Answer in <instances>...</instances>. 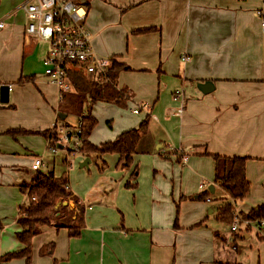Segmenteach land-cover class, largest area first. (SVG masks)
I'll return each instance as SVG.
<instances>
[{"label": "crops", "instance_id": "crops-1", "mask_svg": "<svg viewBox=\"0 0 264 264\" xmlns=\"http://www.w3.org/2000/svg\"><path fill=\"white\" fill-rule=\"evenodd\" d=\"M16 1L0 17L7 26L0 32V85L11 86L9 102L0 104V257L24 248L15 237L21 231L16 222L19 208L27 202L20 186L31 182L32 161L43 159L47 145L40 136L12 139L4 133L44 131L59 122L58 91L44 75L46 45L25 36V19ZM91 3L113 19L94 17L93 23L86 22L95 54L94 42L98 52L130 69L118 75L117 89L131 96L125 104H94L97 125L91 135L98 128V105L123 111L149 102L153 115L147 112L139 124L147 117L148 125L152 121L161 126L169 140L162 144L147 126L149 144L143 140L142 152L133 155V165L117 182L90 184L77 192L68 186L84 208V227L78 237H69L68 227L77 213L67 203L68 219L56 220V215L52 221L65 227L42 226L32 238L31 264H264L258 249L254 253L247 250L250 246L238 245L239 240L248 242L251 234L218 231L206 223L207 215L218 223L217 210L227 203L214 183V155L246 159L250 192L236 203L237 210L247 214L264 205V34L257 16V11H264V0H85L81 4ZM205 82L213 85L207 94L198 89ZM177 89L183 94L181 100L173 98ZM158 104L161 110L156 113ZM133 110L131 115L142 113ZM103 122L111 141L136 129L135 123L127 124L119 116L115 124L105 117ZM146 155L152 156V169L140 168L137 180H130L135 161ZM184 155L187 164L181 166ZM114 161L117 164V155ZM44 169L50 170L48 164ZM183 173L193 175L194 185L200 179L196 189H182L177 176ZM108 176L107 170L102 177ZM129 180L136 186L126 190ZM200 184L208 191L213 188L210 201L198 199L205 192L199 190Z\"/></svg>", "mask_w": 264, "mask_h": 264}, {"label": "trees", "instance_id": "trees-1", "mask_svg": "<svg viewBox=\"0 0 264 264\" xmlns=\"http://www.w3.org/2000/svg\"><path fill=\"white\" fill-rule=\"evenodd\" d=\"M137 31L136 33H142ZM130 69L115 58H110V62L104 73L88 74L78 64H73L66 71L67 79L71 86V91L62 95L59 100L58 113L68 116H77L81 131V154L85 158H95L101 160L104 155H117V167L121 169L130 168L133 164V155L136 154L137 146L143 136L147 134L148 118L146 117L136 129L122 132L113 141L104 142L97 146L89 142V137L97 125L96 119L92 115L93 105L97 102L125 104L131 98L130 93L125 89H117L118 75ZM59 125L70 127L65 120L59 121ZM47 129L44 131H27L24 129H12L4 134L12 139L19 136H40L49 145H54L57 139V131ZM53 166L58 158L61 170L55 173L53 169L37 171L34 173L30 185L23 183L20 192L26 195L27 202L19 208L17 225L21 229L15 234L17 241L24 247L17 253H7L0 257V262L6 264L14 259H24L25 264H31V241L39 233L42 226L54 224L56 228L65 227L64 223L57 221L53 223V217L58 215L56 220L68 219L69 214L66 207L59 205L68 198H73L68 188V178L64 168V156H52ZM215 163L214 183L225 196L227 203L217 210V221L230 226L232 223L233 203L241 202L248 197L250 184L245 178V158H226L217 155L212 156ZM101 169L104 162L101 161ZM137 167L134 168L130 180H136ZM126 182L125 188L132 189L136 183ZM210 191H205L198 196L201 201L209 198ZM77 205V217L74 225L68 227L69 237H78L84 227V208ZM178 211V207L176 206ZM245 218L251 220L264 219V205H260L245 214ZM174 228H178L176 221Z\"/></svg>", "mask_w": 264, "mask_h": 264}, {"label": "built area", "instance_id": "built-area-1", "mask_svg": "<svg viewBox=\"0 0 264 264\" xmlns=\"http://www.w3.org/2000/svg\"><path fill=\"white\" fill-rule=\"evenodd\" d=\"M17 10L21 11L25 19L24 33L26 37H33L39 43L45 44V57L43 60L44 75L56 87L59 99L62 95L71 91L66 71L73 64H78L88 74H102L109 65L110 59H101L95 54L92 33L89 30L86 19L87 10L77 0H18ZM1 4V0H0ZM260 19L261 32L264 34V11H257ZM5 18H0V32L6 29ZM187 58L184 57L183 61ZM11 86H9V91ZM183 94L180 90L173 93V98L181 100ZM149 106L142 104L137 106L134 114L147 113ZM182 113V108L176 110ZM56 126L57 139L54 145L47 142L46 148L51 155L63 153L66 159L69 156L80 154L82 145L80 123L75 127ZM61 147V148H60ZM68 152H70L68 154ZM188 157L182 156L180 164H187ZM67 161V160H66ZM44 167L41 157L32 161L33 172L40 171ZM68 167V166H67ZM200 191H207V186L199 185ZM206 201H210L209 198ZM232 224L230 233L254 232L264 240V219L251 220L236 211V203H233Z\"/></svg>", "mask_w": 264, "mask_h": 264}, {"label": "rangeland", "instance_id": "rangeland-1", "mask_svg": "<svg viewBox=\"0 0 264 264\" xmlns=\"http://www.w3.org/2000/svg\"><path fill=\"white\" fill-rule=\"evenodd\" d=\"M81 3H84L85 0H80ZM2 6L0 7V17L3 16L6 11H11L13 8V6L17 5V1L16 0H1ZM84 8L88 11V16L86 19V22L88 24L93 23V19H95L94 17H98V18H105L106 20H113L112 16H109V13H107L106 10H103L101 12H99L96 9V5L91 3L89 6H85L83 5ZM117 37V36H116ZM119 39V37H117ZM121 46L125 47L126 46V39H122L121 40ZM94 47L95 50L97 52V55L101 58V59H108L109 56L101 54L100 52L97 51V47L98 45L95 44L94 42ZM124 79H120V84H123ZM180 90V89H177ZM135 92V91H134ZM136 93V92H135ZM138 95H141V93L138 91ZM141 102V101H140ZM145 104H147L149 106V110L151 108V104H149V102H144ZM134 105H140V103H134ZM134 109V107L131 105V107L129 106L128 108H126L123 111H120L117 107H109V106H103V105H98L96 107V118L98 119V128L95 130V132L91 135L90 137V142L97 146L101 143L104 142H109L111 140H108L106 137L108 136V132L110 130H107L105 128V123L103 122V117L107 118V119H114V124L117 120V117H121L122 121L127 123V124H136V127L133 128H138L139 126V122L140 120L145 116L146 113L142 112L140 113V115H131V111ZM148 110V113L151 114V116L153 115V113H150V111ZM160 104L156 105L155 107V112L157 113L158 111H160ZM165 114V113H164ZM116 117H113L115 116ZM172 117V116H171ZM66 124L69 126H76V117H72L69 116L66 120H65ZM76 124V125H75ZM57 125L59 126V123H57ZM62 126V125H61ZM65 127V126H64ZM53 129V128H52ZM148 129L151 133L152 136L157 137L159 141H161L162 144H167V140H169V138L167 137L166 131L164 129L161 128V126L155 124L154 122L150 121L149 125H148ZM147 129V130H148ZM56 130V128H55ZM147 136H143L140 140L136 152L141 153L142 152V147L141 145H143V142L148 139L145 138ZM144 140V141H143ZM146 142L149 144V140H146ZM157 147H159V145H156L154 147V150H157ZM81 150V149H80ZM153 152V150H152ZM70 152H68L69 154ZM52 156H64L65 157V163H64V170L66 172L67 178H68V186L69 188L71 187V189L74 192H77V190L79 189V187H83L86 188L87 186H89L90 184H98L101 185L105 182H108L109 180L112 182H117L118 179H120L122 177V175L126 172V170L128 171L130 168L127 169H121L120 167H117V164H115L114 161V155H109V157L103 161L104 166L101 169V161H98L95 158H91V162L88 165V167L85 168H79V165L85 160V157L81 154H77L76 156H69L66 159V156L61 153L58 152L55 155H51L50 152L48 151V149L45 147V154L42 156L43 159L42 161H44V165L48 164L50 169H53L55 173H58L61 170V164L58 160V158L55 161V164L53 166V157ZM41 157V156H40ZM179 158V157H178ZM152 159L151 155H146V156H142L140 157L138 160L135 161V164L137 165V172L139 173L140 168L142 172H147V168L150 171L152 168V166L150 165V161ZM67 160V161H66ZM133 165V164H132ZM181 165V164H180ZM68 166V167H67ZM182 166V165H181ZM150 167V168H149ZM47 169L41 168L40 171H44ZM109 171V176L108 177H102L106 171ZM204 170L206 171V181L209 182V169L207 167V165H204ZM35 173V172H34ZM153 174V172H151V175ZM176 177V176H175ZM179 178V185L182 187V189H186L187 191H191L193 189H196V186L198 184V182L200 181V179L197 180V182L194 185V177L192 174L190 173H186V174H182L180 177L177 176ZM137 180V178H136ZM31 183V182H30ZM26 184L25 185H30ZM125 188V186H124ZM126 189V188H125ZM127 190V189H126ZM200 194V193H198ZM197 194V195H198ZM73 196V195H72ZM210 199V197H209ZM63 203H68V206H71L73 204L74 206V210L75 213H78L77 211V205L74 202L73 198H68L66 201L60 203V206L62 207H67V206H63ZM179 202H178V213L180 211V206H179ZM80 205V204H79ZM236 211L239 212L237 210L236 207ZM240 213V212H239ZM242 216L245 217V214L240 213ZM77 215V214H76ZM208 217V221H206L208 227H212L218 231H227L230 232V226L225 225V224H221L220 222H215L212 218H210L209 215H207ZM54 219L56 218L53 217ZM232 224V223H231ZM74 225V224H73ZM204 230H206V228H204ZM243 234H245L244 232L239 233V236H243ZM248 234H251L250 236V240L248 242H243L241 243L240 240L238 241V245L242 246V247H251V249L247 248V250H252L255 253V250L258 249L259 250V255L262 254V258L264 257V245H261V243H264V240L262 242H259L260 237L259 236H255L254 232H249ZM259 238V239H258ZM262 240V239H261ZM257 253V252H256ZM242 257L246 258V255H242ZM189 259L191 257H188Z\"/></svg>", "mask_w": 264, "mask_h": 264}, {"label": "water", "instance_id": "water-1", "mask_svg": "<svg viewBox=\"0 0 264 264\" xmlns=\"http://www.w3.org/2000/svg\"><path fill=\"white\" fill-rule=\"evenodd\" d=\"M198 89L201 93L207 94L211 92L213 89V85L211 82H205L203 84L198 85ZM9 102V86L8 85H0V104H7ZM66 116L59 114L58 119L59 121L65 120ZM61 148V147H60ZM90 159L85 158V160L79 165V168L88 167L90 164ZM211 194H213L214 190L212 187L209 188ZM63 206H66V203H63Z\"/></svg>", "mask_w": 264, "mask_h": 264}]
</instances>
